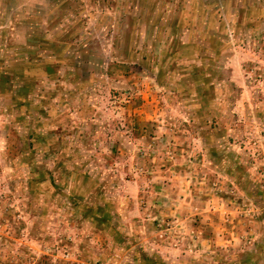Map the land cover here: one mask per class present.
<instances>
[{"label": "rangeland", "instance_id": "rangeland-1", "mask_svg": "<svg viewBox=\"0 0 264 264\" xmlns=\"http://www.w3.org/2000/svg\"><path fill=\"white\" fill-rule=\"evenodd\" d=\"M140 258L264 264V0H0V264Z\"/></svg>", "mask_w": 264, "mask_h": 264}, {"label": "trees", "instance_id": "trees-1", "mask_svg": "<svg viewBox=\"0 0 264 264\" xmlns=\"http://www.w3.org/2000/svg\"><path fill=\"white\" fill-rule=\"evenodd\" d=\"M23 146L20 145L19 151H22ZM25 161H29V158L27 157ZM43 163H37L35 161H29L27 166V178L22 180V187L19 188V190H22V192L26 191L31 193V195L35 199L34 192L37 188V183H39L42 178H44V171L41 170ZM57 182L60 180L57 177ZM59 185L55 183L54 187H58ZM92 197V196H91ZM90 197V198H91ZM69 206L68 210L72 213L71 216L73 219L77 218L78 216L82 219H90L92 222L95 223L97 229H102L101 226H104V223L109 220V217L106 215H101V211L103 210V207L97 204H94V202L90 203L86 201L85 199L78 197L76 195H71L69 197ZM73 222H75L73 220ZM261 245V244H260ZM258 250V249H257ZM248 256L252 255V252L247 253ZM255 254V253H254ZM242 260H244V255H242ZM138 264H168L166 262H161L158 259L152 260L150 258L141 259L139 260ZM188 264V263H185Z\"/></svg>", "mask_w": 264, "mask_h": 264}]
</instances>
